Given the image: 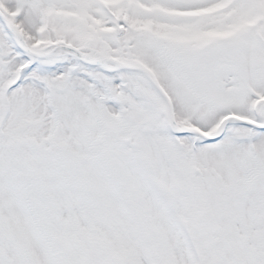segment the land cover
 <instances>
[{"label": "snow or ice", "instance_id": "obj_1", "mask_svg": "<svg viewBox=\"0 0 264 264\" xmlns=\"http://www.w3.org/2000/svg\"><path fill=\"white\" fill-rule=\"evenodd\" d=\"M0 264H264V0H0Z\"/></svg>", "mask_w": 264, "mask_h": 264}]
</instances>
